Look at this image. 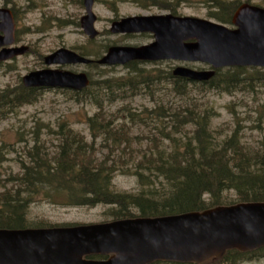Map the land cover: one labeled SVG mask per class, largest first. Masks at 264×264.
Segmentation results:
<instances>
[{
  "label": "trees",
  "instance_id": "1",
  "mask_svg": "<svg viewBox=\"0 0 264 264\" xmlns=\"http://www.w3.org/2000/svg\"><path fill=\"white\" fill-rule=\"evenodd\" d=\"M238 6L237 1L217 0L213 6L221 10L217 20L230 24ZM128 67L130 71L126 76L105 80L101 86L110 93L112 100L119 97L125 100L129 91L140 88L153 89L150 92L156 95L154 89L166 79L172 85V92L185 102L174 108L156 102L146 109L147 116L155 121L167 120L165 126L156 129L149 138V151L134 163L133 169L124 159L120 166L114 155L117 152L120 158L132 156L134 149L130 147L137 143V136L130 134L127 121L120 127L114 125V118L108 116L97 89L92 95L97 111L86 119L92 136L90 140L73 127L61 126L54 132L58 142L57 150L52 153L37 134L34 143L26 145V161L21 160L20 174H11L6 181H0V188L1 183L5 188L0 192V228L29 227L27 210L37 199L77 206L115 205V219L135 217L132 208L139 211L137 216L155 217L238 202L264 201V137L257 147H250L242 140L240 126L230 132L213 126L214 110L197 103L196 100L203 97L192 96L190 89L193 85L200 91H255L257 86L264 87V68H220L209 81H195L174 76L172 71H146L140 69L138 62ZM94 85L91 81V86L84 91L90 93ZM38 92V88L22 84L15 102L18 105L32 103L37 100ZM1 101L3 99H0V108ZM122 108V114H118L121 118L135 121L142 116L127 106ZM103 147L108 152L104 156ZM118 171L137 176L142 186L140 191L136 194L117 192L113 178ZM8 182L14 185L7 188ZM231 190L236 193L237 200L224 199V193ZM205 195L210 199H204ZM263 250L264 247L249 253L228 250L223 259H210L203 264L220 260L232 264V257Z\"/></svg>",
  "mask_w": 264,
  "mask_h": 264
},
{
  "label": "rangeland",
  "instance_id": "2",
  "mask_svg": "<svg viewBox=\"0 0 264 264\" xmlns=\"http://www.w3.org/2000/svg\"><path fill=\"white\" fill-rule=\"evenodd\" d=\"M223 1H237L239 5L248 2L264 7V0ZM216 2L217 0H95L93 11L97 16L95 28L99 31V36L90 39L81 25V19L86 14L83 0H0V7H8L14 13L16 45L29 46L27 53L0 63V99H3L0 108V181H6L11 174H20L21 160L26 161L24 156L26 145L31 146L37 134L45 140L46 148L52 153L57 150L58 142L54 132L61 126L73 127L90 140L92 136L86 119L97 111L92 97L97 89L101 93V100L104 101L108 116L114 118V125L120 127L124 121H127L131 127L130 134L137 136V143L130 147L131 150L134 149L132 156L120 158L117 152L114 155L120 166L124 159L128 167L133 169L134 163L151 148L149 144L151 135L156 133V129L164 127L167 121L162 118L155 121L147 116L146 109L153 107L156 102H162V105L173 108L185 103L172 92L173 88L169 81L163 79L161 86L154 89L156 95L151 94L150 90L153 89L140 88L129 91L125 100L120 97L112 100L110 93L101 86L105 80L126 76L130 71L126 66L70 64L61 67L56 64L47 66L44 57L65 48L95 59L101 57L112 45L137 46L152 42L154 37L151 33H111L112 21L128 16L166 14L196 16L217 23L219 21L232 27V23L217 20L216 17L221 15V10L217 11L213 8ZM178 65L196 69L205 68L195 62L172 60L142 63L139 67L146 71H172ZM48 67L64 68L75 72L85 71L95 85L91 87L90 93L89 91L72 93L57 88H43L37 93V100L18 105L15 102V95L22 86V77L31 71ZM190 87L192 96H197L198 99L200 96L203 97L196 100L197 103L211 106L214 110L213 126L227 132L240 126L241 137L246 146L259 145L264 137V87L257 86L255 91L244 89L233 93L216 89L200 91L193 85ZM123 106L138 111L142 116L135 121L121 118L118 114ZM169 146L172 148L171 144ZM102 151L103 156L108 154L105 147ZM101 159L104 158L101 157ZM2 185L1 183L0 192L5 190ZM13 185L8 182L7 188ZM113 186L117 192L133 194L138 193L142 188L137 176L121 174L119 171L113 178ZM207 198L208 195H205L204 199L207 200ZM226 198L237 200L238 197L231 190L224 193V199ZM116 208L115 205L102 203L95 206H77L53 203L48 199H37L29 205L26 216L29 227L103 223L115 220ZM132 212L136 216L139 214L136 208H132ZM220 261L212 264H226L225 260ZM230 262L232 264H264V250L251 256L232 257Z\"/></svg>",
  "mask_w": 264,
  "mask_h": 264
},
{
  "label": "water",
  "instance_id": "3",
  "mask_svg": "<svg viewBox=\"0 0 264 264\" xmlns=\"http://www.w3.org/2000/svg\"><path fill=\"white\" fill-rule=\"evenodd\" d=\"M81 23L94 38V0H84ZM234 28L199 17L172 14L132 16L112 23L113 32H151L154 41L140 46H112L100 64L131 60L177 59L209 64L212 69L180 66L174 70L195 80H209L216 69L232 66L264 67V8L243 3L235 11ZM0 47L15 41L10 9L0 8ZM28 50L4 47L0 61ZM47 64L89 63L92 60L61 48L46 56ZM26 86L81 89L85 73L43 69L23 77ZM264 246V201L218 205L156 217H134L75 226L0 228V264H150L155 261L203 264L224 257L229 249L250 252ZM105 255L106 259L88 258Z\"/></svg>",
  "mask_w": 264,
  "mask_h": 264
}]
</instances>
